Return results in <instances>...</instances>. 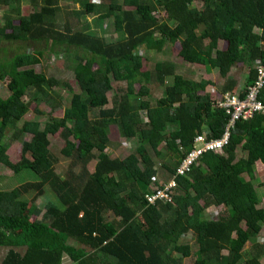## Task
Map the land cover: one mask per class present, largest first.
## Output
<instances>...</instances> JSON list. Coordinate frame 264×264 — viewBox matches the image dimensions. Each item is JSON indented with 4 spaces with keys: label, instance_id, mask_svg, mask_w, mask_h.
I'll return each instance as SVG.
<instances>
[{
    "label": "trees",
    "instance_id": "16d2710c",
    "mask_svg": "<svg viewBox=\"0 0 264 264\" xmlns=\"http://www.w3.org/2000/svg\"><path fill=\"white\" fill-rule=\"evenodd\" d=\"M13 1L0 0V8L11 7ZM83 1L82 9L65 11L64 21L57 23L60 0H41L26 16L16 12V24L14 17H5L0 29L6 41L43 43L70 59L68 68L78 87L60 118L42 127L22 121L16 134L31 138L21 142L19 161L11 162L0 143V167L34 179L0 190V248L6 249L0 264H62L64 259L71 264H181L175 255L187 256L191 246L177 239L188 234L198 256L193 264H248L243 261L244 248L260 231L259 223L264 226V210L258 207L262 200L255 190L264 184L252 173L257 161L264 165V114L237 121L220 153H204L177 176L170 201L148 204L144 195L175 173L194 138L202 133L207 140L219 138L228 116L205 92L209 81L187 79L161 63L155 64L157 82L162 85L171 76L172 83L151 105L139 51L160 52L163 38L179 42L178 56L184 61L218 70L224 80L222 94H232L236 81L229 73L241 61L247 68L239 94L243 98L255 79V64L264 66V0ZM159 11L164 18L154 16ZM90 14L112 20L119 39L107 42L84 31L79 17ZM215 33L237 47L235 56L217 48L216 39H210ZM19 48L22 52L0 59L2 73L22 69L19 77L9 79V94L0 97V140L32 103H47L54 111L62 100L55 87L70 90L66 82L35 71L37 59ZM113 83L125 87L115 90ZM113 90L107 107V93ZM259 99L264 102V89ZM112 125L124 139L139 141L135 152L120 158L109 151ZM49 135L54 136L53 147ZM237 150L242 152L239 158ZM150 153L166 155L172 162L161 163L166 170L163 181H158ZM243 174L249 178L243 180ZM46 189L53 197L43 211L30 209L32 219L19 232L10 231V224L24 213L28 195L33 200ZM209 207H229L232 213L207 218L204 211ZM173 234L178 235L174 241L165 237ZM250 257L251 264H261L264 239Z\"/></svg>",
    "mask_w": 264,
    "mask_h": 264
},
{
    "label": "rangeland",
    "instance_id": "374dc122",
    "mask_svg": "<svg viewBox=\"0 0 264 264\" xmlns=\"http://www.w3.org/2000/svg\"><path fill=\"white\" fill-rule=\"evenodd\" d=\"M81 2H84L83 0H60L59 6L60 11L56 14V22L62 23L65 19V11H74V10H80ZM119 4L121 3L120 0L117 1ZM95 4H98V2H95ZM41 5V0H14L11 4V7H1L0 8V29L5 25V17L12 16L14 17V24H16L18 21L15 18L16 12H19L20 15H28L34 11H36L39 6ZM198 8L200 7V4H195ZM103 11V10H102ZM154 16L161 19L164 18V14L162 12H155ZM79 22L81 28H84V31L87 33H90L92 35L101 37L102 39L106 40L107 42L116 41L120 37V33H116L113 29V22L112 20H100L98 15L96 14H90V15H82L79 17ZM10 30H5V33H9ZM210 39H216V41H221L220 36L218 33L212 34L210 36ZM207 40L205 41V43ZM24 48V51L26 53H29L33 57L37 59V64H35L32 68H34L37 72L44 73L47 77L55 78L56 80L62 82H66L70 90H67L65 87H55V91L57 94H59L61 97V106L57 108L56 110L51 111V107L47 103H39L37 106L35 104H31L29 106L28 112L23 116L22 120L15 123L13 126H9L4 134L2 139L0 140V143L3 144L7 148V154L9 157V160L13 163L19 161L20 159V153H21V142L22 141H29L31 138V135L29 134H16L18 129L21 126L22 121H35L38 122L41 127L44 125L46 121H49L51 118H60L62 116L63 108L67 107L70 96L72 93L78 92L77 84L73 78L71 70L68 68L70 67V59H66L61 54H55L50 49H48L47 46H45L43 43L36 44V45H25L21 42H13V41H6L3 38L0 37V59H7L12 57L16 53L22 52V50L19 47ZM220 48H224L231 56H235L237 47L226 45L225 43H222ZM178 50H179V42H176L174 44H171L168 42L167 38H163V45L160 52L157 51H146L144 48H141L139 53L142 58V76H143V84H146L150 91V97L149 101L151 102V105L154 104L155 100L160 98L163 95L164 87L169 86L172 83V77L168 76L164 78L162 85H160L155 77V64L161 63L164 67L171 68L175 74L182 75L183 77L195 81H199L202 74L203 69L210 70L205 65L201 64H193L187 61H184L182 58L178 56ZM239 62V63H238ZM241 61H237L235 66L233 67V76H235L240 84V88H244V82L247 76V68L243 63H240ZM241 64V65H240ZM241 66L238 68L237 66ZM22 69H7V72H0L2 73V78H0V97H6L9 93L7 90V83L9 79L12 77H19L20 71ZM235 79V78H234ZM212 87H207L208 92H219V88L221 87L223 81L219 77L216 72L211 77ZM140 84H136L134 87L137 90ZM114 89L122 88L124 89L125 84L124 83H113ZM110 91L107 93V98L109 100V104L107 107H110L111 105V99L113 95L116 93V91ZM214 97L216 95H213ZM55 100L58 101L57 97H55ZM132 115H138V112H133ZM168 132L171 130L170 128L167 129ZM167 134V133H166ZM108 139L110 141V150L113 154L120 158H125L127 155H129L132 152H135V147L139 144L138 140L135 139H124L116 126H110L108 128ZM54 136L49 135L48 141L50 143V146H54ZM163 145V144H162ZM159 147V150L163 149V146ZM152 155V153H150ZM242 152L240 150H237V158L241 157ZM153 162L155 164V167L158 169V181H163L166 178V170L162 168L161 163L169 164L171 165L172 162L168 160L166 155H162L161 157H155L152 155ZM62 165V164H61ZM64 166V164L62 165ZM63 169V168H62ZM62 169L58 168L57 172L62 173ZM93 165H89V170L92 171ZM253 176L257 178L260 182H263L264 184V167L256 165L253 169ZM243 180H247L249 176L247 174H243L241 176ZM34 181L32 176L28 175H14L13 172L4 167H0V190H9L10 186H17L18 184L24 183V182H31ZM256 193L258 197L261 198V203L259 204V208H262L264 210V185L257 186L256 187ZM53 197V194L46 189L44 194L36 197L35 199L32 198V194L28 195V204L24 211V213L13 223L10 224L9 230L17 233L19 232L24 224L29 220L32 219V217L29 215V210L32 208L39 209L40 211H43L45 204L50 201ZM226 212L227 214L232 213L231 208H215V207H209L204 211V215L207 218H214L218 214ZM107 219H110V215H106ZM251 221L253 223H257L256 218H252ZM260 225V231L258 234L251 239L249 243L246 244L244 248V254H243V261L248 262V264H251V257L255 251L256 245H260L263 242L264 239V226L262 223H259ZM177 234L173 235H167L165 236L170 241H174L177 238ZM178 243H188L191 246V250H189L188 255L181 257V254H176L175 257H179L181 264H193L194 259L198 258L194 254L195 245L193 243V240L191 238V235H182L179 236L177 239ZM6 254V249L0 248V262L3 260L4 256ZM223 254H226V251H223ZM260 263L264 264V257L260 259ZM62 264H71L69 260L64 259L62 261Z\"/></svg>",
    "mask_w": 264,
    "mask_h": 264
},
{
    "label": "built area",
    "instance_id": "2783aa9c",
    "mask_svg": "<svg viewBox=\"0 0 264 264\" xmlns=\"http://www.w3.org/2000/svg\"><path fill=\"white\" fill-rule=\"evenodd\" d=\"M256 76L251 85L246 88L243 98L239 95L225 93L216 98L215 106L224 110L228 116L227 123L221 136L217 139L207 140L205 133L197 135L192 143L191 150L177 166L175 173L158 186H152L151 191L144 195L148 204L153 205L156 201L168 202L172 189L176 186L175 178L184 175L189 167L206 152L220 153L229 141L230 130L237 121H246L255 114H264V102L259 99L260 92L264 89V66L256 63ZM152 181H157L156 177Z\"/></svg>",
    "mask_w": 264,
    "mask_h": 264
},
{
    "label": "crops",
    "instance_id": "0c3cea01",
    "mask_svg": "<svg viewBox=\"0 0 264 264\" xmlns=\"http://www.w3.org/2000/svg\"><path fill=\"white\" fill-rule=\"evenodd\" d=\"M222 43H225L226 45H228L227 44V42H225L224 40H222L221 39V41H218L217 40V48L219 49V50H225L224 48H220V46H221V44ZM239 63V62H238ZM241 64H242V62H240ZM237 64V63H236ZM240 64V65H241ZM238 65V64H237ZM236 65V66H237ZM238 67V66H237ZM241 66H239L238 68H240ZM209 68V67H208ZM232 70H233V68H232ZM230 71V73H229V77L231 78V79H233V80H235L236 81V86L234 87V89L231 91L232 92V94H236V95H239L241 92H242V90H243V88H240V84H239V82H238V80H237V78L235 77V76H233V71ZM216 72V74H218V70L215 68V69H208V71L207 70H205V69H203V74H202V76H201V78H200V80H206V81H209L211 84L210 85H208L207 87H212V89H213V85H212V80H211V77L214 75V73ZM220 77V76H219ZM235 78V79H234ZM222 79V78H221ZM195 81V80H194ZM222 81L224 82V80L222 79ZM245 83V82H244ZM223 84V83H222ZM206 87V89H205V92H207V93H209L208 92V88ZM210 94V97H211V99H216V98H218L220 95H222V93H221V90H220V88H219V92H212L211 91V93H209ZM213 95H216L215 97L213 96ZM256 165H258V166H263L264 167V165H262L259 161H257L256 163H255V165H254V167L256 166Z\"/></svg>",
    "mask_w": 264,
    "mask_h": 264
}]
</instances>
